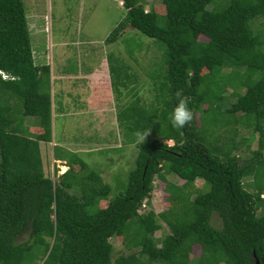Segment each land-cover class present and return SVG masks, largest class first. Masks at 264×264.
Returning a JSON list of instances; mask_svg holds the SVG:
<instances>
[{
	"label": "trees",
	"instance_id": "1",
	"mask_svg": "<svg viewBox=\"0 0 264 264\" xmlns=\"http://www.w3.org/2000/svg\"><path fill=\"white\" fill-rule=\"evenodd\" d=\"M119 1L124 16L105 42L129 27L162 51L151 63L159 75L142 72L154 92L149 104L128 66L117 71L108 58V73H93L102 104L114 91L125 97L107 121L122 145L113 150L137 146L126 182L111 193L77 157L64 159L55 181L45 175L39 145L52 141L50 69L34 63L24 1L0 0V264H254L253 253L264 264V0H161L147 10L146 0ZM177 90L193 113L183 128L169 122ZM20 117L38 123L25 128ZM156 178L169 208L139 213ZM161 222L167 230L156 238ZM113 237L128 254L114 258Z\"/></svg>",
	"mask_w": 264,
	"mask_h": 264
},
{
	"label": "rangeland",
	"instance_id": "2",
	"mask_svg": "<svg viewBox=\"0 0 264 264\" xmlns=\"http://www.w3.org/2000/svg\"><path fill=\"white\" fill-rule=\"evenodd\" d=\"M23 1L34 63L47 65L50 69L51 110H54L55 116L53 115L51 121L53 143L52 141L40 143L43 171L55 181L56 176L63 173L67 167L64 165L65 161H53V157L59 155L66 160L77 157L85 161L90 169L99 171L103 182L107 183L111 187V193H114L116 184H124L128 172L134 167L137 146L132 143L123 144L121 150H113L122 145L120 137H116L118 129L115 125L113 130L107 133L108 123L119 111V106L124 104L125 97L116 100L118 98L114 91V96H110L107 105L101 106V100L96 98L95 107L88 109L86 101L89 79H86V76L92 75L95 71L107 74L108 58L111 59L110 65L117 71L121 64L126 65L130 68L129 73L136 71L140 82L142 80L143 86L138 87V93L142 102L149 104L153 100L154 92L153 95L148 92L151 86L146 77L142 76V72L150 69L154 74L159 75V68L153 65L161 59V54L157 51L159 47L155 49L152 44L155 43L154 40L129 27L117 41L105 42L124 16V9L119 0ZM160 1L146 0L145 10L150 8V4L158 5ZM155 10L158 8L155 7ZM259 22L260 19H255L253 25L257 26ZM138 41H144L141 50H138ZM234 70L241 73L243 71L238 68ZM230 92L231 88H226L224 95L227 102L234 100ZM77 102H80L79 106ZM9 103L11 106L14 104L11 101ZM18 122L25 128L31 125L29 126L31 128L37 125L38 119L20 117ZM103 132L106 140L100 136ZM250 134L247 130L239 132V136L244 138H248ZM167 144L172 145L170 141ZM256 146L255 136L251 142V150ZM62 166L66 167L64 171L61 169ZM166 180L172 184L182 185V181L173 175H168ZM152 184L150 201L140 212L152 211L157 215L168 210L169 205L164 200L167 197L165 184L157 178ZM201 184L200 180L195 182L198 187ZM100 205L104 206V203L100 202ZM166 230V226L161 222V229L155 234L156 238ZM110 242L113 246L114 258L129 253L124 248L121 238L113 237ZM199 253V247L194 246L191 256H198Z\"/></svg>",
	"mask_w": 264,
	"mask_h": 264
},
{
	"label": "clouds",
	"instance_id": "3",
	"mask_svg": "<svg viewBox=\"0 0 264 264\" xmlns=\"http://www.w3.org/2000/svg\"><path fill=\"white\" fill-rule=\"evenodd\" d=\"M176 102L171 109L169 114V122L174 128H183L193 118V113L188 107L189 98L182 95L181 90H177L175 93ZM139 138L142 140L146 134L137 133ZM145 205H143V208ZM141 213V212H139Z\"/></svg>",
	"mask_w": 264,
	"mask_h": 264
},
{
	"label": "crops",
	"instance_id": "4",
	"mask_svg": "<svg viewBox=\"0 0 264 264\" xmlns=\"http://www.w3.org/2000/svg\"><path fill=\"white\" fill-rule=\"evenodd\" d=\"M93 75V76H92ZM92 75H90V76H86V79H89V80H87L88 81V84H87V86H88V98H87V101H86V105H87V107H88V109H93L95 106H94V104H96V103H94L95 102V99L97 98L95 95H94V92L95 91H93V84H94V82L92 83V80L97 76V74H92ZM82 88H83V86H82ZM80 102H78V104H79ZM104 105H106V104H102L101 106H104ZM100 107V106H99ZM53 110V109H52ZM75 113V112H74ZM53 115L55 116V114H54V112L52 111V118H53ZM29 129H31V128H29ZM52 143H53V137H52ZM39 147H40V149H41V145H39ZM40 152H41V150H40ZM42 156V155H41ZM56 158H58L57 160H55ZM53 161H58V162H61V161H64V159L63 158H60V157H53ZM66 168V167H65ZM67 170V169H66ZM65 170V171H66Z\"/></svg>",
	"mask_w": 264,
	"mask_h": 264
},
{
	"label": "water",
	"instance_id": "5",
	"mask_svg": "<svg viewBox=\"0 0 264 264\" xmlns=\"http://www.w3.org/2000/svg\"><path fill=\"white\" fill-rule=\"evenodd\" d=\"M253 258H254V264H259V261H258L257 258L255 257L254 253H253Z\"/></svg>",
	"mask_w": 264,
	"mask_h": 264
},
{
	"label": "bare ground",
	"instance_id": "6",
	"mask_svg": "<svg viewBox=\"0 0 264 264\" xmlns=\"http://www.w3.org/2000/svg\"><path fill=\"white\" fill-rule=\"evenodd\" d=\"M61 169H62V171H64V170H65V167H64V166H62V167H61Z\"/></svg>",
	"mask_w": 264,
	"mask_h": 264
}]
</instances>
